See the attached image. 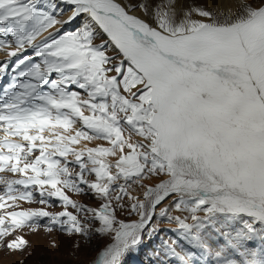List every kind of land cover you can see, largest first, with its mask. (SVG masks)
I'll return each mask as SVG.
<instances>
[{
    "label": "snow or ice",
    "instance_id": "1",
    "mask_svg": "<svg viewBox=\"0 0 264 264\" xmlns=\"http://www.w3.org/2000/svg\"><path fill=\"white\" fill-rule=\"evenodd\" d=\"M0 51V250L264 264V0H0Z\"/></svg>",
    "mask_w": 264,
    "mask_h": 264
},
{
    "label": "rangeland",
    "instance_id": "2",
    "mask_svg": "<svg viewBox=\"0 0 264 264\" xmlns=\"http://www.w3.org/2000/svg\"><path fill=\"white\" fill-rule=\"evenodd\" d=\"M59 4V0H56ZM63 11L58 14V19L66 20L71 14L70 5H60ZM79 21L67 24L63 26L61 31H68L74 29ZM56 27L60 28V25ZM23 55H32L31 50L20 54L21 58ZM7 58L4 51H0V62H3ZM15 60V58H13ZM13 73L11 70L6 75L0 77V90L7 86L10 82ZM74 199H78L81 202L88 203L95 206L97 201L91 197L90 194H75L69 193ZM25 207L30 206L27 202ZM33 207H39L38 204H32ZM51 210H59V204L57 207ZM46 221H42L44 223ZM155 222L159 223L160 232L156 235L150 244L145 249L138 252L133 257L129 258L128 264H159L154 249H159L161 242L169 237L174 238L173 233L169 231L170 228H174V224H170L166 219L157 218ZM25 238L29 241V247L24 251H17L9 253L7 250H0V264H89V262L96 255L97 251L100 250L108 240L104 237L96 235L92 238L91 243L82 245L79 251L73 254V241L75 237H69L61 234L58 230L53 231L51 234L40 231L38 233H24ZM56 241L57 247L53 248L50 246L51 241ZM163 257L161 256V259Z\"/></svg>",
    "mask_w": 264,
    "mask_h": 264
}]
</instances>
